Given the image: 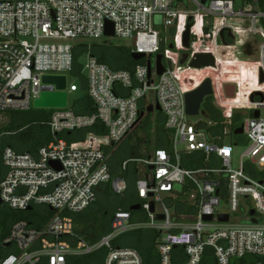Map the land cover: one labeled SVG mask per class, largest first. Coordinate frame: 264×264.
<instances>
[{"label":"built area","instance_id":"built-area-1","mask_svg":"<svg viewBox=\"0 0 264 264\" xmlns=\"http://www.w3.org/2000/svg\"><path fill=\"white\" fill-rule=\"evenodd\" d=\"M199 1L0 0V120L11 112L30 110L44 92H56L55 86L42 83L43 76H64L67 98L78 91L74 83L68 84V75L81 82L84 78L94 107L90 114H77L68 103L64 109H52L51 139L34 155L0 147V213L26 214L30 220L35 212L40 217H33V222L8 220L0 242L7 253L0 264H66L70 257L100 250L102 264H143L136 250L115 245L119 237L136 230L159 233V264H175V248L183 249L182 264H201L206 249L212 251L215 264L264 258V120L260 114L257 119L249 114L264 108V88L250 93L246 105L234 104L240 88L236 80L219 82L209 76L211 68L189 67L195 55L209 54L213 72L218 73L228 54H236L238 46L248 41L258 54L259 82L260 71L264 75V0H238L239 8L233 0H208L206 7ZM201 18L206 22L202 37ZM109 23L113 37L131 41V52L143 54L146 62L131 71L112 70L88 53L79 74H74L73 52L85 47L76 41L105 37ZM188 23L192 25L185 48L182 35ZM256 37L257 44L252 41ZM183 54L187 59L181 64ZM157 55L162 57L161 76L156 75ZM206 79L213 104L221 112L218 124L191 123L186 115L185 94ZM225 85L233 86V98H227ZM254 93L263 99L250 101ZM156 104L169 135L167 146L148 153L146 159L127 160L120 168L124 172L128 165L143 166L142 175L135 166V189L138 211L150 221L135 222L129 211L118 209L110 230L99 240L79 239L72 216L94 203L96 189L109 184L116 196L126 191L125 180L111 175L107 149L126 139L140 123V112ZM93 127L105 133H88L82 141L64 137ZM238 128L242 134L233 135ZM239 142L247 147L234 167L233 149ZM224 200L227 206L220 210ZM37 222L42 223L40 228ZM1 231L0 226V235Z\"/></svg>","mask_w":264,"mask_h":264},{"label":"trees","instance_id":"trees-1","mask_svg":"<svg viewBox=\"0 0 264 264\" xmlns=\"http://www.w3.org/2000/svg\"><path fill=\"white\" fill-rule=\"evenodd\" d=\"M264 26V22H263ZM86 50L85 47L76 48L73 52L74 54V74H79L82 64L78 62L79 54L82 50ZM122 54H125L127 56V60H117L116 58L112 56L105 55L103 52L99 51V49L91 48L89 50V54L93 57H95L99 63L107 65L112 70H123V71H131L136 65H142L146 62V60H139L134 61L131 58V49H121L120 50ZM264 53V51H263ZM264 55V54H263ZM152 61V58L149 60ZM264 61V58H263ZM122 62V63H120ZM124 62V63H123ZM126 62V63H125ZM82 89H83V95L81 98L77 99L72 104V110L77 114H90L94 111L93 104L91 100L89 99L87 92H86V86H85V79L82 78ZM203 109L204 112L207 114V116L210 119V122L218 124L222 121L221 112L219 109L215 107L213 104V97L210 96L204 100L203 103ZM38 115L39 118H47L46 114ZM8 116V122L5 126L0 128V147L3 149L4 147H10L12 150H14L17 153H30V154H36L38 149L42 146L46 145L50 141V134L48 130V120L47 122H42L41 128L39 132L36 133L37 137L35 140L31 139V137L27 138H17L19 133L26 128L31 123V119L34 116H37L36 113L28 111L23 112H11L7 114ZM238 117H235L233 119V125L236 126ZM164 121L162 116H159L158 118V125L156 127V138H155V149H160L163 147H166L168 144V133L166 130H164ZM220 128H217L215 132L219 131ZM88 133L93 134H103L105 133L104 129H98L96 127L71 132L69 136H64L66 140L68 141H82ZM124 141H122L123 143ZM130 159H136V158H128L123 161H119L118 159H114V161L117 162L118 167L121 168V165L123 162L130 160ZM187 167H190L187 165ZM192 167V166H191ZM121 171V170H120ZM120 178H123L127 184V190H129L130 180L134 183L137 179V169L133 165H128L127 169L120 174ZM137 202L136 199L130 198V202ZM131 202V203H132ZM179 205V204H178ZM180 206V205H179ZM180 206V210H181ZM123 211H129L132 215L137 213V211H130L128 208H120ZM117 210H115L116 212ZM74 214L72 218L75 219V226H76V234L79 233L81 228H86L91 222H97L99 223L98 226L101 228V221H99V218L92 214H80L78 215ZM2 216V217H1ZM0 226L3 232L0 235V242L5 238L7 234V228L9 226L8 220H21L25 219L27 221L33 222L31 220L33 217L39 219L40 217L38 214L31 213V219L29 220L28 216L26 214H19V213H11L9 211H4L0 213ZM30 222V223H31ZM33 224V223H32ZM42 223H36L35 226L37 228H40ZM141 234L139 231L137 234ZM125 237V235H123ZM123 236L119 237L115 241V245L122 247L123 245H120V240L124 238ZM135 240L129 244L130 248L136 250L139 255L142 258L143 264H159V257L156 250V241L159 238V233L153 231V233L150 236H143L142 235H135ZM7 253V250L1 247L0 245V258ZM104 256V251L100 250L99 252H95L93 254H89L86 256H81L83 258H86L85 261H82L79 257H70L67 259L66 264H102ZM172 256H173V262L175 264H182L184 261V253L182 248H175L172 250ZM261 262L264 264V258H255V257H247L245 259H242L236 262L235 264H249L252 262ZM43 264V263H42ZM201 264H215V259L213 257L212 251L210 249H206Z\"/></svg>","mask_w":264,"mask_h":264},{"label":"rangeland","instance_id":"rangeland-1","mask_svg":"<svg viewBox=\"0 0 264 264\" xmlns=\"http://www.w3.org/2000/svg\"><path fill=\"white\" fill-rule=\"evenodd\" d=\"M233 1L235 8H239L242 6L238 0ZM199 2L202 6L206 7L208 0H200ZM204 23H206L205 19L201 18L199 23L200 37H202L201 28ZM209 26H213L212 20ZM253 40H255L254 42H256V44L260 42L259 38L257 37L253 38L252 41ZM76 42L81 43L83 46H85L86 49H83L79 54L78 62L81 64L86 63L87 58L89 56L88 53L91 48L99 49V51L103 52L105 55L112 56L117 60L121 61L127 60V56H125V54H122L120 50L132 48L131 41L120 39L118 37H103L99 40H82ZM250 45L251 44L248 41L246 43L240 44L237 48L236 54H228V59L224 60V63H222V65H218V73L212 72L213 76L209 73H207V75L209 74V76L219 78V82L236 80L240 84V88L238 90L240 93L248 92L250 94L253 93L255 90L263 89L264 87L259 84L256 78L255 68L258 62V54L257 52H255V48H253L255 45L253 47H251ZM243 52H247V54H242ZM204 76H206V74ZM67 82L68 84L74 83L78 88L77 92L68 95L67 103L68 106H71L77 99L82 97L84 92L82 89L81 80L73 74L68 75ZM232 89L234 90V88ZM237 100H239V97H237ZM30 111L36 113L37 116L32 117L31 123L19 133L17 138L22 139L31 137V139L35 140L37 137L33 136H37L36 133L39 132L42 122H47L52 112V110L36 109L33 106L31 107ZM39 112L46 114L47 118H39L38 115H41V113ZM200 112L201 113L198 116L189 118L191 123L210 122L209 117L204 112L203 104L201 105ZM5 116L6 117L0 120V128L5 126L8 122V115ZM159 116H161V114L158 112H153L150 114L145 113L142 119L140 120V123L138 124L137 128L131 134H129L126 139L123 140V143L121 142L119 145L107 149L108 155L111 154L110 157L113 156L114 159L116 158L119 161H123L128 158L146 159L148 153L153 152L156 148V127L158 125ZM260 117L262 120H264V108L260 109ZM231 139H233V137H231L230 139L227 138L226 143L229 144L231 142ZM246 147L247 144L243 142L237 143V145L234 147L232 156V165L234 167L238 166L240 156L244 153ZM136 168L139 169V175H142L141 170L143 171V166L139 165L136 166ZM110 196L112 199H116L114 198L115 196L113 197L112 194H110ZM121 198H124V195H122ZM226 206L227 202L225 200L222 201L220 210H225L224 207ZM137 216L139 218L138 221L140 223H148L150 221L147 214H145L143 211H138ZM238 217H243V211L239 212ZM79 258L82 261L86 260V258L83 257Z\"/></svg>","mask_w":264,"mask_h":264},{"label":"water","instance_id":"water-1","mask_svg":"<svg viewBox=\"0 0 264 264\" xmlns=\"http://www.w3.org/2000/svg\"><path fill=\"white\" fill-rule=\"evenodd\" d=\"M206 1V0H205ZM244 1V0H241ZM189 21H191L189 19ZM159 19L156 20V23H159ZM191 23H188L186 25L185 31L182 35V44L185 48H188L189 46V36H190V28ZM105 37H113V29L112 24H107L105 26L104 31ZM221 38L223 37V33H221ZM172 46H169V49H171ZM131 58L134 61H139L145 59V56L143 54H137L132 53ZM161 55L156 56V75L161 76L164 72V68L161 64ZM187 59V54H183L181 64L185 62ZM171 63L168 62V66L170 67ZM190 68L193 69H203V68H214V59L209 54H197L194 56L193 61L191 62ZM41 81L43 84H50L55 86L56 92H44L41 94V96L34 101L33 107L36 109H44V110H52V109H64L67 105V94L64 92L66 89V78L64 76H43L41 78ZM259 83H264V75L260 71L259 73ZM233 86L232 85H225L224 86V92L227 96V98H233L234 92H233ZM212 95V88L211 83L209 79H206L203 81V83L194 91L189 92L185 94L184 100H185V110L186 115L191 117L198 116L201 112V105L204 103V100ZM254 97H260L263 99V96L260 93H254L250 96V101H253ZM158 112L160 113V108L156 104L155 106L150 105L148 106L144 111H141L139 114V118L142 119L145 113H153ZM251 117L258 118L260 112L259 111H251L249 112ZM242 134V128L235 129L233 132V135H241ZM151 169V168H150ZM140 206L134 205L130 208L132 211L139 210ZM30 210V209H29ZM150 213H153V204H150ZM207 221L211 220V217H205ZM220 219L222 221H227L226 216H220ZM156 220H163V216H156Z\"/></svg>","mask_w":264,"mask_h":264},{"label":"crops","instance_id":"crops-1","mask_svg":"<svg viewBox=\"0 0 264 264\" xmlns=\"http://www.w3.org/2000/svg\"><path fill=\"white\" fill-rule=\"evenodd\" d=\"M108 155V152H107ZM111 154L108 155V163L110 166L111 170V175L113 178L120 177V174L122 173L120 171V167H118L117 162L114 161L113 156L110 157ZM138 178V174H137ZM123 179V178H122ZM126 183V182H125ZM130 188L128 191H125L122 195H124V198H121L122 195L116 196L110 187L109 184H103L99 186L96 189V198L94 203L84 212L79 213L80 214H92L95 215L96 218H99V221H101V228H99L97 222H91L86 228H81L78 234H76V224H75V219L72 218L73 220V231L74 234L81 240L86 241L88 243H94L97 240H99L104 234H106L110 230V220L112 217V214L115 212V210H118L120 208H130L134 205H137V202H130V198L136 199V189H135V182L133 183L130 180ZM126 190H127V184H126ZM110 194L113 195L114 198L112 199ZM138 201V200H137ZM132 211V210H130ZM138 212V210H137ZM74 217V216H72ZM133 221L139 222V218L137 216V213L132 215ZM141 232V234H137L138 232ZM153 233L152 230H136L130 233L125 234V237L120 240V245H123L122 247H127L129 244H131L135 240V235H142L143 236H150Z\"/></svg>","mask_w":264,"mask_h":264},{"label":"bare ground","instance_id":"bare-ground-1","mask_svg":"<svg viewBox=\"0 0 264 264\" xmlns=\"http://www.w3.org/2000/svg\"><path fill=\"white\" fill-rule=\"evenodd\" d=\"M211 69H212V72H213V71H216V69H213V68H211ZM210 74H211V73H210ZM211 75H212V74H211ZM212 76H213V75H212ZM215 94H216L217 96H219L218 91H215ZM242 94H243V95H242ZM241 95H242V96H241ZM248 95H249L248 92H246V93H242V92L240 93V92H239L238 95H237V96L239 97V100H238V101L236 100V101L234 102V104H236V102H237L238 105L247 104V100H248L247 97H248ZM236 107H237V105H236Z\"/></svg>","mask_w":264,"mask_h":264},{"label":"flooded vegetation","instance_id":"flooded-vegetation-1","mask_svg":"<svg viewBox=\"0 0 264 264\" xmlns=\"http://www.w3.org/2000/svg\"><path fill=\"white\" fill-rule=\"evenodd\" d=\"M256 97H254L253 99H255ZM243 105H246V104H243Z\"/></svg>","mask_w":264,"mask_h":264}]
</instances>
